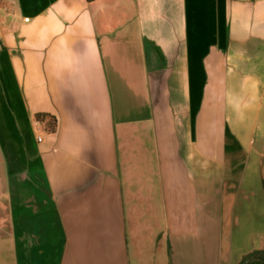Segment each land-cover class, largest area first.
I'll return each mask as SVG.
<instances>
[{"label":"crops","instance_id":"crops-1","mask_svg":"<svg viewBox=\"0 0 264 264\" xmlns=\"http://www.w3.org/2000/svg\"><path fill=\"white\" fill-rule=\"evenodd\" d=\"M263 244L264 0H0V264Z\"/></svg>","mask_w":264,"mask_h":264},{"label":"trees","instance_id":"trees-1","mask_svg":"<svg viewBox=\"0 0 264 264\" xmlns=\"http://www.w3.org/2000/svg\"><path fill=\"white\" fill-rule=\"evenodd\" d=\"M91 1H95V0H89ZM41 116L38 115L36 116V120H40ZM254 259L253 262L249 263V264H264V244L263 247L259 250L253 251L251 253H249L248 255H246L242 261L241 264H245L247 261Z\"/></svg>","mask_w":264,"mask_h":264},{"label":"water","instance_id":"water-1","mask_svg":"<svg viewBox=\"0 0 264 264\" xmlns=\"http://www.w3.org/2000/svg\"><path fill=\"white\" fill-rule=\"evenodd\" d=\"M253 261H254V259L249 260V261H247L245 264H249V263H251V262H253Z\"/></svg>","mask_w":264,"mask_h":264},{"label":"built area","instance_id":"built-area-1","mask_svg":"<svg viewBox=\"0 0 264 264\" xmlns=\"http://www.w3.org/2000/svg\"><path fill=\"white\" fill-rule=\"evenodd\" d=\"M39 141H42V139H41V138H39Z\"/></svg>","mask_w":264,"mask_h":264}]
</instances>
